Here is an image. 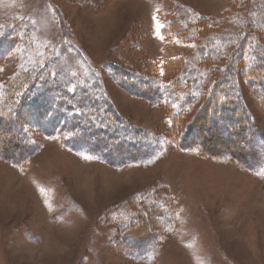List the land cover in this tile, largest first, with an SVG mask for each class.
Instances as JSON below:
<instances>
[{"label": "rangeland", "instance_id": "rangeland-1", "mask_svg": "<svg viewBox=\"0 0 264 264\" xmlns=\"http://www.w3.org/2000/svg\"><path fill=\"white\" fill-rule=\"evenodd\" d=\"M181 10L204 17L207 31H248L264 44V0H0V26L24 21L40 59L54 57L71 86L91 67L114 110L160 139L142 161L120 167L64 147L59 136H35L40 147L23 166L0 159V264H264V165L251 170L179 149L161 138L165 112L120 88L103 69L194 59L197 37L182 40L170 27ZM20 60L15 50L0 59V79ZM241 85L264 131V110ZM153 188L177 203L178 221L143 262L126 259L109 246L105 213Z\"/></svg>", "mask_w": 264, "mask_h": 264}, {"label": "trees", "instance_id": "trees-1", "mask_svg": "<svg viewBox=\"0 0 264 264\" xmlns=\"http://www.w3.org/2000/svg\"><path fill=\"white\" fill-rule=\"evenodd\" d=\"M208 25L204 17L182 10L170 22L182 40L197 37L194 59L175 57L135 70L107 63L103 69L120 88L165 112L161 138L182 150L259 170L264 131L250 115L241 81L264 110V44L248 31L222 35L207 31ZM13 50L21 52L20 65L0 79V159L23 166L40 147L35 136H59L64 147L120 167L142 161L152 143L160 141L114 110L91 67L86 66L81 83L71 86L55 69L54 57L41 60L32 28L24 21L0 26V59ZM222 57L223 65L218 63ZM178 217L177 203L160 188L131 194L105 213L109 246L126 259L143 262Z\"/></svg>", "mask_w": 264, "mask_h": 264}]
</instances>
